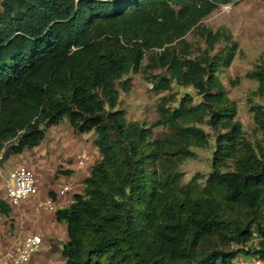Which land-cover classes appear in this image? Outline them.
Here are the masks:
<instances>
[{
	"label": "trees",
	"instance_id": "obj_1",
	"mask_svg": "<svg viewBox=\"0 0 264 264\" xmlns=\"http://www.w3.org/2000/svg\"><path fill=\"white\" fill-rule=\"evenodd\" d=\"M231 1L0 0V163L40 146L65 118L75 133L95 132L101 154L75 203L55 212L67 226L65 264L264 259V146L246 137L220 77L238 42L226 26L202 24ZM189 32L205 47L195 52ZM145 68L161 70L157 93L195 91L162 97L151 124L119 107L118 81ZM250 75L259 81L252 94L264 97V60ZM252 110L264 130V106ZM157 126L171 131L154 138ZM204 127L214 134L212 172L183 183L179 164L210 142ZM12 212L0 197V219ZM256 235L258 247L246 250Z\"/></svg>",
	"mask_w": 264,
	"mask_h": 264
},
{
	"label": "rangeland",
	"instance_id": "obj_2",
	"mask_svg": "<svg viewBox=\"0 0 264 264\" xmlns=\"http://www.w3.org/2000/svg\"><path fill=\"white\" fill-rule=\"evenodd\" d=\"M202 24L216 30L219 26H226L238 42V49L235 59L229 67L220 72L229 96L238 104V119L242 122L246 137L255 146H264V130L257 128L252 107L255 105L264 106V97L252 94L259 86V81L250 75L255 66L264 60V0H232L230 3L221 4L209 16L202 20ZM187 39L193 44V50L197 52L198 47H205L204 42L194 32L187 34ZM223 44L217 45V50ZM158 50L154 53L157 54ZM149 62L148 57L144 61V67ZM161 72L157 69H143L140 72H132L118 81L120 90L119 107L126 111L128 121L147 122L149 124L159 119L157 109L162 97L176 92L181 96L184 89L173 84V91L155 92L153 89L152 75ZM127 87V89H126ZM205 131L210 134V142L205 147H193L196 155L188 158L179 164L183 174V183L190 181L195 176L203 183L212 172V159L215 149L214 134L208 128ZM169 127L157 126L153 128V137L158 138L165 132H170ZM95 132L75 133L68 119L51 126L47 130V138L40 147L27 149L21 155H13L0 163V197L4 198L13 207V212L8 217L0 219V257L11 247L18 235L40 233L46 237L48 245H52L50 251H43L42 246L38 256L41 255L43 264H64L63 256L59 251V244L65 239L66 230L64 226L56 222L55 213L46 212L38 214L35 206V199L30 198L18 204L10 202L6 194L5 171L8 172L26 166L31 168L38 180L42 194H52L56 186L58 190L66 178V172L75 167V154L83 147L90 153V159L85 165L78 168L82 173L88 175L90 166L101 158L98 148L94 145ZM14 158L10 162L11 158ZM12 163L5 169V164ZM6 171V172H7ZM83 174L78 181V187H82ZM63 178V179H62ZM74 181V180H73ZM55 189V188H54ZM44 212V211H43ZM42 219V220H40ZM45 219L46 225L39 232L38 225ZM45 223V222H44ZM44 234V235H43ZM231 249H237L231 246ZM54 250V251H52Z\"/></svg>",
	"mask_w": 264,
	"mask_h": 264
},
{
	"label": "built area",
	"instance_id": "obj_3",
	"mask_svg": "<svg viewBox=\"0 0 264 264\" xmlns=\"http://www.w3.org/2000/svg\"><path fill=\"white\" fill-rule=\"evenodd\" d=\"M2 155L0 152V160ZM89 159L90 153L86 147L81 148L75 154V160L80 166L85 165ZM6 185L7 197L13 204L35 198V206L38 210L56 212L59 208L75 203V189L71 183L64 184L60 189L59 196L64 198L65 206L58 207L57 201L52 195L41 193L35 172L26 166L14 169L10 173ZM260 241L261 237L256 235L244 248L250 250L258 247ZM43 243L44 238L40 233L28 234L2 253L0 264H30L32 256L40 251ZM234 264H264V259L258 255L241 254L235 258Z\"/></svg>",
	"mask_w": 264,
	"mask_h": 264
},
{
	"label": "crops",
	"instance_id": "obj_4",
	"mask_svg": "<svg viewBox=\"0 0 264 264\" xmlns=\"http://www.w3.org/2000/svg\"><path fill=\"white\" fill-rule=\"evenodd\" d=\"M47 138V137H46ZM46 138H45V140L43 141V143L42 144H44V142L46 141ZM41 144V145H42ZM40 145V146H41ZM94 145H95V143H94ZM40 146H38V147H40ZM96 146V145H95ZM37 148V147H36ZM97 148V147H96ZM35 149V148H34ZM14 158L12 157L11 159H10V162H12V160H13ZM7 163V164H5V169L6 168H8V166H10V165H12V163ZM76 162V161H75ZM76 165L77 166H75V167H70V170L71 171H68V172H66V174H67V176H66V178H64V180L62 181V182H64V184H66V183H71L73 186H74V189H75V191H74V194L76 195V194H78V193H81L82 191H83V189H84V182L82 183V187L80 188V187H78V181L79 180H81L80 178H81V176L83 175V174H85L84 176H86V177H84L83 178V181L87 178V176L89 175V173H88V175H86V173H82L80 170H78V168L79 167H81L77 162H76ZM91 167V166H90ZM7 171V170H6ZM5 171V183L7 182V179H8V177H9V175H10V173L13 171H10V172H6ZM90 171V170H89ZM63 179V178H62ZM74 180V181H73ZM39 181V180H38ZM63 184V185H64ZM62 185V186H63ZM62 186L57 190L56 189V186H54L52 189H50V190H54V192L52 193V194H50V195H52L55 199H56V201H57V204H58V207H63V206H65V202H64V198L63 197H61V196H59V191H60V189L62 188ZM55 188V189H54ZM41 191V190H40ZM41 193H43L42 191H41ZM35 199V198H34ZM36 208V207H35ZM36 211H37V213L38 214H41V215H43V214H46V212H48V211H40V210H38L37 208H36ZM51 213H55V212H50V214ZM55 215V214H54ZM56 219V218H55ZM40 220H42V219H40ZM45 222V223H44ZM56 222H58L57 220H56ZM58 223H60L62 226H64V228H65V230H66V236H65V239L62 241V243L61 244H59V251H60V248L62 247V245L67 241V226H66V224L65 223H61V222H58ZM45 225H46V221H45V219L43 220V221H41L40 222V224L38 225V227H39V232H42V229L43 228H45ZM44 235V234H43ZM24 236H26V234H21V235H18L17 236V238L15 239V242L14 243H16L17 241H19V240H21ZM49 239V238H48ZM46 237H44V243H43V246L45 247V248H42L41 250L43 251V253H44V251H50L49 249H51L52 247H54V246H52V245H48L49 243H47V240H48ZM52 251H54V250H52ZM37 253H39V251L37 252ZM37 253H35L33 256H32V259H31V261H30V264H43V262L44 261H42V257H41V255L40 256H38V254ZM65 262H66V260H65V258L63 257V263L65 264Z\"/></svg>",
	"mask_w": 264,
	"mask_h": 264
}]
</instances>
